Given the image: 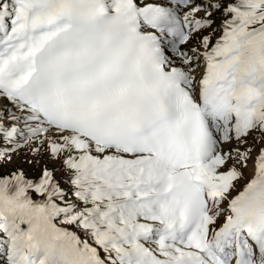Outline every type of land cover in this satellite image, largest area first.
<instances>
[{"label":"snow or ice","instance_id":"1","mask_svg":"<svg viewBox=\"0 0 264 264\" xmlns=\"http://www.w3.org/2000/svg\"><path fill=\"white\" fill-rule=\"evenodd\" d=\"M0 264H264V0H0Z\"/></svg>","mask_w":264,"mask_h":264}]
</instances>
